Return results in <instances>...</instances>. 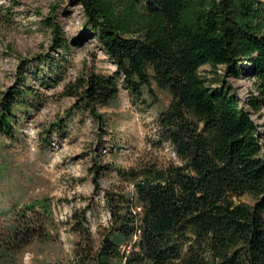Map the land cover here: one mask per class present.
<instances>
[{"label":"trees","instance_id":"16d2710c","mask_svg":"<svg viewBox=\"0 0 264 264\" xmlns=\"http://www.w3.org/2000/svg\"><path fill=\"white\" fill-rule=\"evenodd\" d=\"M78 3L84 32L116 69H87L66 82L63 94L73 102L46 124L42 141L64 130L72 112L86 113L104 132L99 109L118 96L120 85L145 107L157 104V90H163L170 99L156 117V143L168 144L176 161L116 167L118 181L102 188V173L111 166L93 159L94 194L102 195L66 216L76 238L71 254L53 264H264V125L251 115H264V0ZM54 18L43 21L54 46L65 48ZM42 57L57 73L52 55ZM203 65L224 77L251 79L246 104L226 79L213 84L201 76ZM40 100L23 70L0 96V146L17 138L21 118ZM243 195L253 203L234 200ZM94 203L107 218L92 228ZM11 212L16 220L0 232V264H19L32 241L52 237L44 226L53 223L49 200L2 214Z\"/></svg>","mask_w":264,"mask_h":264},{"label":"rangeland","instance_id":"374dc122","mask_svg":"<svg viewBox=\"0 0 264 264\" xmlns=\"http://www.w3.org/2000/svg\"><path fill=\"white\" fill-rule=\"evenodd\" d=\"M48 15L59 23L65 48L54 46V34L43 21ZM84 23L78 0H0V96L27 70L29 81L41 97L30 114L21 118L17 138L5 139L0 146V232L6 230L11 220H16L15 212L2 214L14 206L40 205L49 200L53 209V223L46 221L44 225L52 237L32 241L19 264H53L71 254L76 236L66 229L63 221L71 212L86 206L92 196L102 195V192L94 194L90 172L93 159L111 166L102 173V188L118 181L116 167L176 161L168 144L156 143V117L170 99L163 90H157V104L145 107L120 85L118 96L99 109L106 118L104 132L86 113L72 112L66 117L64 130L53 131L51 137L42 141L40 134L46 124L73 102V98L63 94L66 82L87 69L106 73L116 69L96 38L84 32ZM46 53L52 55V67L57 73H51L48 61L42 57ZM35 70L41 80H51L49 86L37 79ZM199 72L213 84L226 79L227 85L246 104L251 79L224 77L209 65L201 66ZM251 115L263 127L264 115L262 118ZM234 200L253 203L247 195ZM94 208L92 228L105 223L107 218L106 209L98 203H94Z\"/></svg>","mask_w":264,"mask_h":264},{"label":"water","instance_id":"95a60500","mask_svg":"<svg viewBox=\"0 0 264 264\" xmlns=\"http://www.w3.org/2000/svg\"><path fill=\"white\" fill-rule=\"evenodd\" d=\"M247 112H249V110H247ZM253 117V116H252ZM254 118V117H253Z\"/></svg>","mask_w":264,"mask_h":264}]
</instances>
